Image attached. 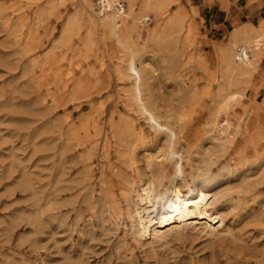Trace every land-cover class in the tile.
Returning a JSON list of instances; mask_svg holds the SVG:
<instances>
[{
    "label": "rangeland",
    "instance_id": "rangeland-1",
    "mask_svg": "<svg viewBox=\"0 0 264 264\" xmlns=\"http://www.w3.org/2000/svg\"><path fill=\"white\" fill-rule=\"evenodd\" d=\"M94 2L0 0V264H264V0L248 1L263 19L221 29L196 22L211 0H120L132 13L113 32L89 23ZM239 27L246 67L228 59ZM128 42L185 182L211 193L210 227L149 243L133 232L130 183L161 197L173 162L146 165L168 140L132 99ZM226 94L237 134L221 146L212 118Z\"/></svg>",
    "mask_w": 264,
    "mask_h": 264
},
{
    "label": "bare ground",
    "instance_id": "bare-ground-1",
    "mask_svg": "<svg viewBox=\"0 0 264 264\" xmlns=\"http://www.w3.org/2000/svg\"><path fill=\"white\" fill-rule=\"evenodd\" d=\"M89 5V23L93 25L95 20L113 32L117 27V20L127 19L132 13L130 7L127 12L120 0H95ZM138 25L147 22L146 15L133 17ZM246 29L239 27L229 33L228 59L236 66L246 67L250 64V50L246 44ZM123 47L130 52L127 61L126 73L132 78V99L141 114L147 116L150 127L156 134H164L167 137L166 146L163 149L145 155L146 165L149 167L154 160L162 166L164 163L173 162V169L168 186L163 195L158 197L154 191V184L149 181L135 187L130 183V190L126 192L127 201L130 202L131 218L134 220L133 232L139 240L150 241L162 237L165 229L180 230L186 226L195 228L199 224L202 228L210 227L211 218V193L202 184H194L190 187L184 180L183 158L175 148L176 132L169 123L162 121L159 115L143 100L142 70L135 53L130 51L131 43H123ZM144 69V68H143ZM234 74L239 73L234 66L229 68ZM234 101V97L225 95L223 101L217 106L212 118V131L216 132L217 141H222L221 146L231 144L237 134V129L232 127L227 120V110ZM136 130V129H135ZM138 129V134H141Z\"/></svg>",
    "mask_w": 264,
    "mask_h": 264
},
{
    "label": "crops",
    "instance_id": "crops-1",
    "mask_svg": "<svg viewBox=\"0 0 264 264\" xmlns=\"http://www.w3.org/2000/svg\"><path fill=\"white\" fill-rule=\"evenodd\" d=\"M211 4L205 6L207 9L202 8V12L198 5H194L198 9L199 18L196 22L203 21L209 22L212 17H218L219 21H212L214 27L221 29L225 25L233 27L234 24L239 26L242 23L251 24L252 20L261 17V11L257 13V5L254 2L248 3L249 0H211ZM200 4V2H199Z\"/></svg>",
    "mask_w": 264,
    "mask_h": 264
}]
</instances>
